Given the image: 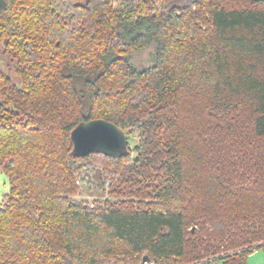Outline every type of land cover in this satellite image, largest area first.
Wrapping results in <instances>:
<instances>
[{"label":"trees","instance_id":"16d2710c","mask_svg":"<svg viewBox=\"0 0 264 264\" xmlns=\"http://www.w3.org/2000/svg\"><path fill=\"white\" fill-rule=\"evenodd\" d=\"M2 58L20 84L0 64V264L238 249L218 264H249L264 242V0H0ZM95 119L126 133L121 157L74 155L72 131ZM84 171L126 200H74Z\"/></svg>","mask_w":264,"mask_h":264},{"label":"rangeland","instance_id":"374dc122","mask_svg":"<svg viewBox=\"0 0 264 264\" xmlns=\"http://www.w3.org/2000/svg\"><path fill=\"white\" fill-rule=\"evenodd\" d=\"M153 55H154V49L152 47L140 51V52H134L132 53L131 59L137 67H149L152 65L153 61ZM1 67L3 68L4 72L9 75L13 81L16 84H20L18 78L14 75L11 70L8 68V64L6 62V59L2 58L1 61ZM136 145V141H131V147L134 148ZM255 163V162H254ZM81 176L78 175V186L79 191L76 195L72 196V198L84 205H104L106 201L111 202L112 204H117L119 201H124L123 197H116L111 195L109 190H102L99 180H97L96 177H92L91 179L87 177L88 172H81ZM83 178V180H82ZM85 178V180H84ZM146 182V180H145ZM10 191V180L9 178L0 171V205L3 204L6 201L5 194H8ZM149 200H145L144 203L148 202ZM116 206V205H115ZM258 244H264V242L258 243ZM255 245L247 246L246 249H250L251 252H253L249 258L248 262L249 264H264V251L263 250H257ZM244 249H238V250H229L225 253L218 254L214 257L208 256L207 258H204L202 260L193 262V264H218V260L220 257L228 256V255H236L240 254L241 251Z\"/></svg>","mask_w":264,"mask_h":264},{"label":"water","instance_id":"95a60500","mask_svg":"<svg viewBox=\"0 0 264 264\" xmlns=\"http://www.w3.org/2000/svg\"><path fill=\"white\" fill-rule=\"evenodd\" d=\"M73 153L78 157L104 154L119 158L128 148L126 133L112 122L95 119L82 122L72 131ZM148 261L145 257L143 263Z\"/></svg>","mask_w":264,"mask_h":264},{"label":"crops","instance_id":"0c3cea01","mask_svg":"<svg viewBox=\"0 0 264 264\" xmlns=\"http://www.w3.org/2000/svg\"><path fill=\"white\" fill-rule=\"evenodd\" d=\"M6 195V194H5Z\"/></svg>","mask_w":264,"mask_h":264}]
</instances>
